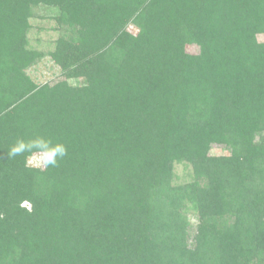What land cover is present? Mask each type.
I'll return each instance as SVG.
<instances>
[{"label":"trees","instance_id":"trees-1","mask_svg":"<svg viewBox=\"0 0 264 264\" xmlns=\"http://www.w3.org/2000/svg\"><path fill=\"white\" fill-rule=\"evenodd\" d=\"M40 5L63 30L42 85ZM263 133L264 0H0V264H264ZM35 136L58 167L8 157Z\"/></svg>","mask_w":264,"mask_h":264},{"label":"rangeland","instance_id":"rangeland-1","mask_svg":"<svg viewBox=\"0 0 264 264\" xmlns=\"http://www.w3.org/2000/svg\"><path fill=\"white\" fill-rule=\"evenodd\" d=\"M35 12L38 15L37 18L31 19L32 28L29 31V47L31 50L41 52L44 56L39 58L34 65H32L27 73L38 84L53 83L57 80L63 79L62 68L57 65L50 56L55 48L56 41L63 34L62 28L57 24L55 18L59 14V10L53 7L40 5L35 8ZM129 25V30L136 34L138 31L134 26ZM186 51L192 55H198L200 53V47L196 44L187 45ZM80 80H70L71 83L76 84ZM195 97L190 101L191 104L195 100H200L202 97L201 91H194ZM264 135V133H263ZM255 142L260 141V137L254 134ZM211 156H229L231 154V148L225 145L213 144L211 145ZM32 158H30L31 160ZM31 166H41L39 163H29ZM174 184L188 183L194 179L195 171L192 166L186 163L174 164ZM22 208L31 210L32 206L29 202H23ZM190 224L196 229L197 217L196 213L191 212L189 214Z\"/></svg>","mask_w":264,"mask_h":264},{"label":"clouds","instance_id":"clouds-1","mask_svg":"<svg viewBox=\"0 0 264 264\" xmlns=\"http://www.w3.org/2000/svg\"><path fill=\"white\" fill-rule=\"evenodd\" d=\"M28 153L32 159L26 163H39L47 167H58L68 155L67 146L60 141H53L44 136H35L30 139L18 138L8 149V157Z\"/></svg>","mask_w":264,"mask_h":264}]
</instances>
